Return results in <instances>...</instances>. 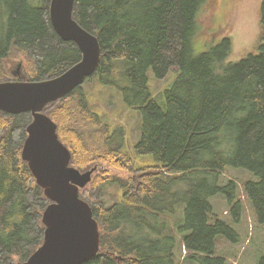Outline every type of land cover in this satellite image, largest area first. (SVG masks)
<instances>
[{
    "label": "trees",
    "instance_id": "obj_1",
    "mask_svg": "<svg viewBox=\"0 0 264 264\" xmlns=\"http://www.w3.org/2000/svg\"><path fill=\"white\" fill-rule=\"evenodd\" d=\"M50 1L0 0V63L15 52L28 63L23 69L21 62L22 73L0 81L55 79L80 63L77 43L62 40L52 27ZM75 1L74 18L101 47L90 77L98 76L141 112L135 153L154 158L152 164H137L126 129H110L83 84L46 104L44 113L70 150V166L82 174L93 172L79 195L93 210L101 241L97 255L84 264H179L181 257L196 264H228L216 254L215 240L224 236L238 243L241 235L214 214L210 202L224 195L233 221H241L239 183L229 178L222 185L226 169H245L257 177L242 188L264 225V0L257 52L227 64L229 34L197 56L191 48L200 11L212 0ZM173 67L177 72L162 106L147 74L153 70L164 78ZM32 118L30 111L0 110V264L26 262L45 238L43 213L52 201L23 158ZM223 137H233V144ZM102 164L131 174L99 171ZM108 184L121 188L112 202L106 200ZM257 264H264V255Z\"/></svg>",
    "mask_w": 264,
    "mask_h": 264
},
{
    "label": "water",
    "instance_id": "obj_2",
    "mask_svg": "<svg viewBox=\"0 0 264 264\" xmlns=\"http://www.w3.org/2000/svg\"><path fill=\"white\" fill-rule=\"evenodd\" d=\"M50 2L52 27L62 40L77 43L82 59L55 79L0 82V110L32 113L23 158L52 201L43 213L44 242L22 264H84L97 255L101 241L93 210L79 195V187L91 180L90 172L82 174L70 166V150L61 143L56 124L43 110L95 73L101 47L98 37L74 18L75 0Z\"/></svg>",
    "mask_w": 264,
    "mask_h": 264
},
{
    "label": "rangeland",
    "instance_id": "obj_3",
    "mask_svg": "<svg viewBox=\"0 0 264 264\" xmlns=\"http://www.w3.org/2000/svg\"><path fill=\"white\" fill-rule=\"evenodd\" d=\"M76 2V1H75ZM262 0H212V5L203 7L199 15V30L195 33L192 46L193 55H198L202 51L220 43L227 34L231 37L232 50L229 58L224 64L240 61L250 53L257 52V45L262 36V25L260 22V9ZM4 21L0 17V35L3 32ZM206 42H208L206 44ZM23 62V69L28 65L25 57L20 52L11 54V57L0 63V79L3 76L14 75L18 63ZM21 70V73L23 72ZM177 68L173 67L164 78H160L153 72L148 71L149 88L158 103L165 106V90L171 86ZM16 73V72H15ZM4 82V81H0ZM90 104L93 109L104 118L110 125V129L123 126L127 133V144L129 150L134 152L137 164H152V155H141L135 153L136 143L141 137L142 115L139 110L129 108L121 93L113 87L105 86L98 76L88 77L83 82ZM228 143L233 144V137H223ZM99 171L109 170L112 174L127 177L131 173L121 170L109 164L97 165ZM92 179L93 172H90ZM222 176V185L227 184L228 179H233L239 183L238 194L243 202V212L239 223L233 221L232 207L229 206L224 195H216L211 198L214 214L224 220L231 222V227L236 229L241 237L240 242L232 243L224 236L216 238V254L225 256L228 264H257L264 255V225L257 220L254 208L247 199L243 190V184L247 180L257 179L251 172L245 169H226ZM90 182V180H89ZM79 187L80 189L85 187ZM106 200L112 202L121 195V188L118 184H108L105 187ZM185 250H180L179 255L183 256ZM19 264H22L19 262ZM179 264H196L189 260L180 259Z\"/></svg>",
    "mask_w": 264,
    "mask_h": 264
},
{
    "label": "flooded vegetation",
    "instance_id": "obj_4",
    "mask_svg": "<svg viewBox=\"0 0 264 264\" xmlns=\"http://www.w3.org/2000/svg\"><path fill=\"white\" fill-rule=\"evenodd\" d=\"M16 68H17V69H15V71H14V72H16V73H21V69H20V68H18L17 66H16Z\"/></svg>",
    "mask_w": 264,
    "mask_h": 264
}]
</instances>
